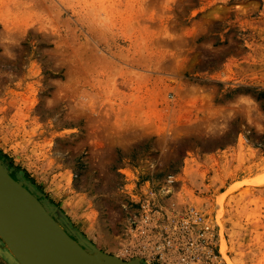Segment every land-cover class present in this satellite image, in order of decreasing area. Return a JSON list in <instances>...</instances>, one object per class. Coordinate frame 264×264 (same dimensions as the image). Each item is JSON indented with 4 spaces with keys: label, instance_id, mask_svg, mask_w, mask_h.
I'll return each mask as SVG.
<instances>
[{
    "label": "rangeland",
    "instance_id": "rangeland-1",
    "mask_svg": "<svg viewBox=\"0 0 264 264\" xmlns=\"http://www.w3.org/2000/svg\"><path fill=\"white\" fill-rule=\"evenodd\" d=\"M0 160L125 262L264 264V0H0Z\"/></svg>",
    "mask_w": 264,
    "mask_h": 264
},
{
    "label": "water",
    "instance_id": "water-1",
    "mask_svg": "<svg viewBox=\"0 0 264 264\" xmlns=\"http://www.w3.org/2000/svg\"><path fill=\"white\" fill-rule=\"evenodd\" d=\"M0 241L14 264H142L85 246L25 182L0 160Z\"/></svg>",
    "mask_w": 264,
    "mask_h": 264
},
{
    "label": "built area",
    "instance_id": "built-area-1",
    "mask_svg": "<svg viewBox=\"0 0 264 264\" xmlns=\"http://www.w3.org/2000/svg\"><path fill=\"white\" fill-rule=\"evenodd\" d=\"M165 246H166V248H171V243L168 241V242H166V244H165ZM197 255H194V256H190L189 258H184V257H182L181 259H180V262H181V264H194V262L195 261H197Z\"/></svg>",
    "mask_w": 264,
    "mask_h": 264
},
{
    "label": "bare ground",
    "instance_id": "bare-ground-1",
    "mask_svg": "<svg viewBox=\"0 0 264 264\" xmlns=\"http://www.w3.org/2000/svg\"><path fill=\"white\" fill-rule=\"evenodd\" d=\"M42 262H43V264H49V261L46 258H42Z\"/></svg>",
    "mask_w": 264,
    "mask_h": 264
},
{
    "label": "trees",
    "instance_id": "trees-1",
    "mask_svg": "<svg viewBox=\"0 0 264 264\" xmlns=\"http://www.w3.org/2000/svg\"><path fill=\"white\" fill-rule=\"evenodd\" d=\"M9 168V167H8ZM11 176L13 177V178H17L18 177V175L13 171V172H11Z\"/></svg>",
    "mask_w": 264,
    "mask_h": 264
}]
</instances>
